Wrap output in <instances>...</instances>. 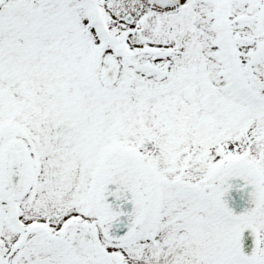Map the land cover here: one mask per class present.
<instances>
[{
	"label": "snow or ice",
	"instance_id": "obj_1",
	"mask_svg": "<svg viewBox=\"0 0 264 264\" xmlns=\"http://www.w3.org/2000/svg\"><path fill=\"white\" fill-rule=\"evenodd\" d=\"M0 264H264V0H0Z\"/></svg>",
	"mask_w": 264,
	"mask_h": 264
}]
</instances>
